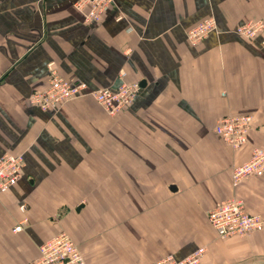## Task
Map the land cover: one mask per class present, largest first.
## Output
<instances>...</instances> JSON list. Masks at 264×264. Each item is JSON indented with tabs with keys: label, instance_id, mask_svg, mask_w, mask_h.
I'll use <instances>...</instances> for the list:
<instances>
[{
	"label": "crops",
	"instance_id": "obj_1",
	"mask_svg": "<svg viewBox=\"0 0 264 264\" xmlns=\"http://www.w3.org/2000/svg\"><path fill=\"white\" fill-rule=\"evenodd\" d=\"M75 1L0 0V155L24 158L0 192V264H24L62 231L85 264H148L200 245V264H264V226L220 237L207 219L233 193L264 219V173L230 184L232 165L264 145V28L234 30L264 21V0H114L91 23ZM207 16L215 29L191 45L187 29ZM51 61L91 88L118 84L121 70L141 88L116 115L91 96L43 111L28 99L48 86ZM227 113L253 116L239 149L214 131Z\"/></svg>",
	"mask_w": 264,
	"mask_h": 264
},
{
	"label": "built area",
	"instance_id": "obj_2",
	"mask_svg": "<svg viewBox=\"0 0 264 264\" xmlns=\"http://www.w3.org/2000/svg\"><path fill=\"white\" fill-rule=\"evenodd\" d=\"M114 0H76L75 6L83 14L86 23L101 19L104 11ZM119 14L117 19L122 18ZM216 27L213 16H207L186 31L187 40L191 45H197ZM264 28V21L260 18H250L238 23L234 30L237 34L254 38ZM53 61L48 63L50 81L46 88L34 91L28 101L43 111L54 112L65 102L84 94L92 95L97 102L111 115L126 109L141 88L138 80L128 81L125 72L120 71V82L116 85H101L90 88L85 81L67 79L60 76L52 67ZM253 124V116L249 113H227L217 118L214 131L233 149H239L248 142ZM24 158L22 153L6 151L0 155V192L8 191L21 176ZM264 173V145L254 144L250 148L247 159L232 165L230 170V184L233 189L251 175L260 176ZM21 210L26 204H19ZM207 219L217 235H244L253 230H260L264 226V219L258 213L247 211L242 197L233 195L217 201L208 211ZM28 221L24 216L13 227L20 230ZM38 255L24 264H85V258L78 244L65 231L50 237L38 246ZM205 252V246H197L184 257L167 254L148 264H200Z\"/></svg>",
	"mask_w": 264,
	"mask_h": 264
},
{
	"label": "rangeland",
	"instance_id": "obj_3",
	"mask_svg": "<svg viewBox=\"0 0 264 264\" xmlns=\"http://www.w3.org/2000/svg\"><path fill=\"white\" fill-rule=\"evenodd\" d=\"M74 6H75V2H74ZM75 8L80 12V14H81V17H82V20H83V22H85V20H84V18H83V14H82V12L79 10V8L78 7H76L75 6ZM120 76V75H119ZM120 79V78H119ZM89 86V85H88ZM99 86H101V85H99ZM98 87V86H97ZM91 88V87H90ZM81 96H91L92 98H94L92 95H90V94H84V95H81ZM81 96H79V97H81ZM77 98V97H76ZM95 99V98H94ZM96 100V99H95ZM97 101V100H96ZM101 107H102V105H101ZM103 109H104V107H102ZM105 110V109H104ZM105 112L107 113V114H109L106 110H105ZM120 113V112H119ZM118 114V113H117ZM116 115V114H115Z\"/></svg>",
	"mask_w": 264,
	"mask_h": 264
},
{
	"label": "water",
	"instance_id": "obj_4",
	"mask_svg": "<svg viewBox=\"0 0 264 264\" xmlns=\"http://www.w3.org/2000/svg\"><path fill=\"white\" fill-rule=\"evenodd\" d=\"M141 84V83H140Z\"/></svg>",
	"mask_w": 264,
	"mask_h": 264
}]
</instances>
